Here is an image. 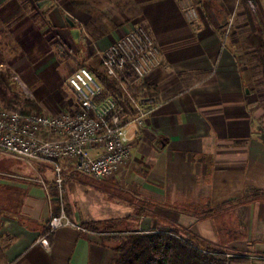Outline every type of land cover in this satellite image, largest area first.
<instances>
[{
  "label": "crops",
  "instance_id": "obj_1",
  "mask_svg": "<svg viewBox=\"0 0 264 264\" xmlns=\"http://www.w3.org/2000/svg\"><path fill=\"white\" fill-rule=\"evenodd\" d=\"M133 3L134 23L145 25L162 65L133 85L139 86L136 96L156 104L145 106L140 123L132 110L126 114L128 162L106 178L66 171L62 199L72 225L50 232L46 249L39 238L51 210L59 212L52 171L42 169L45 189L35 168L0 154V264H112L113 242L104 231L111 224L139 231L178 225L249 257L264 255V91L240 62L236 32L221 30L220 19L205 15L211 9L226 11L231 20L242 14L246 23V9L252 10L264 34V0ZM189 8L197 12L194 20ZM107 36L101 45L103 35L95 40L82 26L76 34L77 41L90 39L91 52L94 44L104 48L117 37L111 30ZM77 66L90 69L89 62ZM34 71L35 78L24 77L27 99L50 114L74 108L69 86L63 89L58 80L57 89L42 92V71Z\"/></svg>",
  "mask_w": 264,
  "mask_h": 264
},
{
  "label": "built area",
  "instance_id": "obj_2",
  "mask_svg": "<svg viewBox=\"0 0 264 264\" xmlns=\"http://www.w3.org/2000/svg\"><path fill=\"white\" fill-rule=\"evenodd\" d=\"M196 17V10L189 8L188 18ZM92 55L98 58L102 73L116 82L120 97L111 91L106 93L90 69L77 66L66 77L76 97L74 108L50 114L0 105V154L24 160L35 168L39 172L35 180L45 189L42 169L47 165L53 174L59 212L51 210L39 238L46 249L50 232L72 225L64 213L62 199L66 171L95 179L114 174L130 158L126 114L132 110L139 115L132 120L140 123V117L148 112L145 106L156 104L154 98L133 95L130 89L162 65L160 50L143 23H134L104 48L94 44ZM16 79L28 91L18 76ZM254 257L264 263V255Z\"/></svg>",
  "mask_w": 264,
  "mask_h": 264
},
{
  "label": "rangeland",
  "instance_id": "obj_3",
  "mask_svg": "<svg viewBox=\"0 0 264 264\" xmlns=\"http://www.w3.org/2000/svg\"><path fill=\"white\" fill-rule=\"evenodd\" d=\"M51 1L53 5L50 6V0L42 4L35 0H0V72H7L8 87L20 98L19 102H14V107L21 110H28L30 106L23 105V100L27 99L26 92L17 82V76L26 84L25 75L35 78L34 70H40L43 84L39 86V90H53L58 80L62 88L67 89L69 85L65 79L72 70L77 65L93 60L90 39L84 37L77 41L79 27H84L95 40L103 35L104 38L98 41L105 45L108 43V30L119 36L138 19V8L133 0ZM211 11L212 9L206 10L205 15H214V19H220L221 30L236 32L238 37L235 39V48L240 62L246 66L247 76L264 91L260 63L255 50L246 43L250 29L247 22L244 23V15L231 20L226 11ZM44 14L47 15L45 19L49 23L43 21ZM70 21L76 22L79 27L68 24ZM69 97L75 98V94L69 92ZM1 103L3 102L0 101V105ZM31 111L41 110L33 108ZM250 258L252 264H264L254 256L250 255Z\"/></svg>",
  "mask_w": 264,
  "mask_h": 264
},
{
  "label": "trees",
  "instance_id": "obj_4",
  "mask_svg": "<svg viewBox=\"0 0 264 264\" xmlns=\"http://www.w3.org/2000/svg\"><path fill=\"white\" fill-rule=\"evenodd\" d=\"M246 19L250 29L246 43L255 50L261 66L263 78L261 84L264 85V34L254 14L248 9H246ZM88 67L100 82L118 93L119 97L121 96L116 82L100 71L96 56H93ZM8 80L7 72H0V101L3 102L1 105L10 108L14 107V102H19L20 98L9 89ZM138 87H130L133 95H136L135 91L139 90ZM262 97L264 98V95ZM23 103L30 108L20 109L22 112H30L33 108H38L28 99H24ZM113 227L112 224L104 227V231H110L106 233V238L113 242L115 257L112 264H252L253 262L246 251L213 244L178 225L169 224L148 231L133 230L127 226L121 229H117V226L116 229Z\"/></svg>",
  "mask_w": 264,
  "mask_h": 264
}]
</instances>
